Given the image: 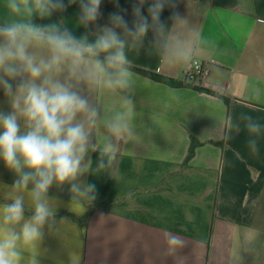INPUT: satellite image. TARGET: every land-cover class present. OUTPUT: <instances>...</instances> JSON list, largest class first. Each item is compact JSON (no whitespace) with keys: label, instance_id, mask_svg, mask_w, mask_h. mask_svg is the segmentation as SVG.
<instances>
[{"label":"crops","instance_id":"crops-1","mask_svg":"<svg viewBox=\"0 0 264 264\" xmlns=\"http://www.w3.org/2000/svg\"><path fill=\"white\" fill-rule=\"evenodd\" d=\"M135 2L102 0V15L87 31L108 24L112 12L131 26ZM173 12L183 22L172 24ZM79 15L77 0L37 22L63 20L80 36L86 29L76 24ZM161 19L171 30L159 39L149 32L129 52L132 66L191 86L171 87L132 70L127 93L92 92L102 113L119 109L123 95L132 99L134 135L118 142L111 168L83 178L96 185L93 202L72 198L66 187L51 190L59 203L57 230L35 250L38 264H264V131L253 154L241 119L252 115L264 124V0H177ZM177 47L187 55H172ZM196 60L216 63L190 82L185 74ZM0 109L10 110L2 90ZM230 124H239V132ZM191 139L201 145L186 163ZM13 180L0 162V186ZM168 236L182 241L171 255ZM31 256L25 251L22 264Z\"/></svg>","mask_w":264,"mask_h":264},{"label":"clouds","instance_id":"clouds-1","mask_svg":"<svg viewBox=\"0 0 264 264\" xmlns=\"http://www.w3.org/2000/svg\"><path fill=\"white\" fill-rule=\"evenodd\" d=\"M77 0H2L0 3V90L9 111L0 109V162L14 175L11 185L0 186V264H38L35 250L57 230L59 203L50 195L65 187L72 198L93 202L96 185L83 178L106 172L115 163L119 141L133 138L135 106L121 96L119 109L102 113L91 99L93 91H130L135 83L129 52L148 33L159 39L170 31L161 19L165 7L177 0H136L131 26L118 12L108 24L87 31L101 17L102 0H79L76 21L86 31L76 36L64 23L51 20ZM172 24L184 17L173 12ZM175 56H186L179 47ZM248 133L247 147L259 153L264 124L242 114ZM104 129L103 136L95 133ZM239 132V124H230ZM98 154L94 161L92 154ZM26 210L31 215H26ZM63 219V218H62ZM171 255L182 241L166 238Z\"/></svg>","mask_w":264,"mask_h":264},{"label":"trees","instance_id":"trees-1","mask_svg":"<svg viewBox=\"0 0 264 264\" xmlns=\"http://www.w3.org/2000/svg\"><path fill=\"white\" fill-rule=\"evenodd\" d=\"M132 70L145 76V77H148L154 81H157V82H161V83H164V84H167L171 87H184V86H191L190 84H188L187 82H181V81H178V80H175V79H172V78H168V77H165V76H162V75H159L157 73H154V72H151V71H148V70H144V69H141V68H137V67H134L132 66ZM198 91H201V92H207V93H210V94H213V95H217L215 92H212L210 90H206L204 88H200V87H195ZM225 102L229 105L230 104V99L227 98V97H222ZM201 143L196 140V139H191V142H190V146H189V150H188V154L186 156V160L185 162L187 163L195 154V150L198 146H200Z\"/></svg>","mask_w":264,"mask_h":264},{"label":"built area","instance_id":"built-area-1","mask_svg":"<svg viewBox=\"0 0 264 264\" xmlns=\"http://www.w3.org/2000/svg\"><path fill=\"white\" fill-rule=\"evenodd\" d=\"M216 62H202V61H192L190 66L186 71V79L190 82L195 81L197 78H202L208 74V68L215 64Z\"/></svg>","mask_w":264,"mask_h":264}]
</instances>
